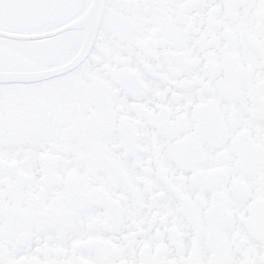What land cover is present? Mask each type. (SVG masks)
Returning a JSON list of instances; mask_svg holds the SVG:
<instances>
[{
	"label": "snow or ice",
	"instance_id": "snow-or-ice-1",
	"mask_svg": "<svg viewBox=\"0 0 264 264\" xmlns=\"http://www.w3.org/2000/svg\"><path fill=\"white\" fill-rule=\"evenodd\" d=\"M0 264H264V0H0Z\"/></svg>",
	"mask_w": 264,
	"mask_h": 264
}]
</instances>
